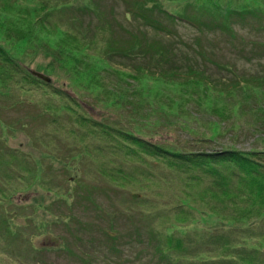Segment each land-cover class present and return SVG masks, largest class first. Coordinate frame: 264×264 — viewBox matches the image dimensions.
<instances>
[{
    "label": "rangeland",
    "instance_id": "obj_1",
    "mask_svg": "<svg viewBox=\"0 0 264 264\" xmlns=\"http://www.w3.org/2000/svg\"><path fill=\"white\" fill-rule=\"evenodd\" d=\"M66 2L70 4L61 8ZM2 3L11 4L10 9L35 30H26L29 36L23 41L11 33L9 36L1 33L0 46L7 49L12 58L26 68V72L35 71L51 78L52 88L65 93L70 101L66 110L59 111L65 127L53 132L54 127L47 121L50 117H44L40 110L50 92L28 88L17 92V97H11L9 102L0 97V222L3 224L0 226V264H194L197 260L205 264H232L230 261L252 264L245 260L243 251L236 256L206 254L207 251H214L215 247L207 248L204 254L199 255L200 258H195L198 254H194L198 252L195 235H213L214 232L223 235L220 229L230 233V236L225 235L234 247L230 250L238 252L240 247L249 252L259 250L264 253L263 227L261 233L242 234L239 239V236L235 238L236 233H231L232 227H223L214 217H202L193 220L185 229L192 234L189 240L192 246L183 250L191 254L186 258L191 260H185L174 256L178 252L167 251L148 233L151 221L140 218L138 211L150 212L146 211L150 201H143L142 204L138 198L130 204L133 211L136 210L130 216L135 214L136 218L128 216L123 201L134 202L130 197L133 195L129 193L138 189V185L130 182L122 189L118 185H110L106 179L92 180L89 171L94 164L89 156L94 152L95 142L88 136L85 143H81L82 133L79 131L85 128L75 122L78 121L76 115L79 110L96 122L118 125V118L112 113L115 109L110 101L106 102L99 94L80 86L81 79L75 76L78 73L73 65L67 63V71H51L52 57L47 53L48 46L52 51L63 46L67 40L71 42L63 33L76 32L75 27H78L79 37L75 44L87 56L75 53L77 56L73 58L78 61L77 66L86 63L84 72H88V76L92 73L88 63L95 54L90 51L89 39L103 44L119 41L132 56L125 58V65L129 67L136 65L135 54L146 49L149 56L156 55L154 59L162 64L198 65L212 78L218 79L222 75L224 79H229L232 70L241 76L255 74L264 70V0H0V5ZM202 5H216L222 10L209 8L212 14L202 13L207 15L204 18L198 12H204ZM244 6L254 8L255 15H242ZM165 10L182 17L179 20L187 18L194 24L178 21L173 28L162 23L163 27L155 30L156 23L161 20L156 16L164 14ZM8 22L7 25L16 24ZM7 25L0 18V28L10 27ZM172 35H175L174 39ZM138 43L141 47L133 46ZM157 48L160 50L157 51ZM204 49L207 60L200 57L199 52ZM53 55L56 56V53ZM67 57L61 55L63 59ZM108 73L113 75L111 71ZM103 78L101 81L106 80L105 76ZM120 83L128 88L123 78ZM126 83L134 84L132 81ZM159 87L151 95L154 102L155 96L168 97L167 90ZM12 100L15 102L12 103ZM199 113L204 117L203 112ZM259 114L260 111L254 109V116L243 115L240 121L224 120L227 128L238 129L236 146L239 150L246 152L251 148L247 131H243L244 136L240 131L246 129ZM201 117L198 121L186 119L189 129L198 130L201 127L198 131L205 135L203 145L193 148L194 152L214 153L209 151L217 150L218 143L229 144L227 137L211 139L212 132L200 124ZM152 119L154 124H162L164 134H173L170 137L159 134L162 137H156L155 141L165 140L167 142L162 144L169 149L187 152L184 149L187 141L181 139L184 143H178L174 139L181 136L188 138V134L173 132L172 119ZM232 120L238 122L234 125ZM140 140L148 141V137L144 135ZM103 160L99 158L96 164H102ZM148 165L155 175H167L165 169L155 164ZM139 184L140 194L149 195V198L151 194L155 195L156 187L150 181ZM254 209L258 210V207ZM174 210L168 209L166 219L172 218L168 219L164 228L175 224ZM252 219L248 218L245 222L251 223ZM239 225L245 229L249 224ZM6 237L13 242L12 245ZM260 260L264 262V258Z\"/></svg>",
    "mask_w": 264,
    "mask_h": 264
},
{
    "label": "trees",
    "instance_id": "obj_2",
    "mask_svg": "<svg viewBox=\"0 0 264 264\" xmlns=\"http://www.w3.org/2000/svg\"><path fill=\"white\" fill-rule=\"evenodd\" d=\"M69 4L70 2H66L62 4L61 8ZM10 5L5 3L0 5L7 6V8L0 7L1 22H5V25L9 23L8 21L16 24L0 28V34L9 36L11 33L23 41L22 39L29 36L26 30L35 29L29 22L23 21L16 14L17 12L11 10ZM201 7L204 12L201 10L198 12L204 18L207 15L202 13L212 14L209 8L222 10L216 5H202ZM161 14L156 16L161 20L156 23L155 30L163 27L162 23L174 28L178 21L188 22L191 25L194 22L184 17V20H179L182 17L166 10L164 14ZM241 14L255 15L254 8L250 9L244 6L241 9ZM21 24L24 26V31H22ZM75 30L76 32L65 31L63 33L71 39V42L67 40L68 42L63 46L56 48L57 50L52 49V51L48 46L47 53L52 57V67L49 69L51 71L60 69L62 72V70L67 71V63L73 65L78 73H75V76L81 79L80 86L88 92L99 94L106 102L110 101L115 109L112 113L118 118V125L109 126L94 121L92 117L80 113L78 110V115H76L78 121L75 122L85 128V130L79 131L82 133L81 143H85L88 136L95 142L94 152L89 156L94 164V168L89 171L91 179H106L110 185L112 183L122 189L126 185H130V182L136 183L138 189L131 193L128 192L133 195L130 197L134 202L123 201L128 209V216L135 213L136 210L133 211L134 208L130 204L135 203L138 198L142 200L140 202L142 204H144L143 201H150L146 210L150 212L137 210L140 218L151 221L148 233L159 243H162L167 251L178 252L174 256L182 257L185 260H191L186 259L191 254L183 250H186L187 246H192L189 243L192 234L186 232L185 229L195 219L214 217L221 222L223 227H232L231 233H236L235 238L239 236V239L242 238V234L261 233V227L264 230V70L246 76L236 74L232 70L229 79H224L222 75H219L217 79L208 75L207 71L201 70L198 65L183 67V64L175 62L162 64L159 60L154 59L156 55L149 56L146 49L135 54L134 63L136 65L129 67V65H125V58L132 56L121 47L119 41L103 44L89 39L90 51L95 54H92L91 63H88L92 69V73L88 76V72H84L86 63L77 66L78 61L74 59L77 56L75 53L85 54L83 50L79 51L80 46L75 44L79 37L78 27H75ZM174 38L175 35H172V39ZM133 46L141 47L139 43ZM193 46L195 47V45ZM159 50L160 48H157V51ZM204 51L205 49L199 52L200 57L207 60ZM53 53H56L58 57ZM61 55L68 57L63 59ZM97 66L100 67L97 68ZM109 71L113 75H110ZM31 72H26V68L19 65L7 49L0 46V97L9 102L17 92H23L28 88L50 92L40 110L44 117H50V120L47 121L54 127L53 132H57L60 128L65 127L62 114L59 111L66 110V104H69L70 99L66 97L65 93L53 89L51 82L49 84L43 82L33 76ZM103 76L106 77V80L101 81V79H105ZM122 78L128 86L127 89L120 83ZM129 81L134 84L128 85L126 82ZM158 87L167 90L168 97L155 96L156 101L154 102V97L151 95H154L155 89ZM55 99L63 101L64 104H56ZM254 109L260 111L258 118L246 129L240 131L242 135L243 131H247L248 142H252L249 151L244 152L236 146L239 139L238 132H236L238 129H229L223 122L230 119L240 121L243 115H253ZM200 111L205 114L204 117H201ZM152 117L160 120L172 119L173 132L188 134V138L181 136L174 139V142L178 143L187 141L184 148L187 150L186 153L181 150L169 149L162 144L167 142L165 140L155 141L156 137L160 136L159 134L165 135V137H170L173 134L169 136L164 134L163 130L161 131L162 124H154ZM200 117V124L212 132L211 139L227 137L229 144L218 143L217 150L209 151L214 153L205 154L202 150L194 152L193 148L203 145L202 140L205 135L198 131L201 127L198 130L189 129L186 119L192 118L198 121ZM232 122L235 125L238 121L232 120ZM144 130L146 133H143ZM144 135L148 137V141L140 140ZM181 139H184V142ZM259 146L260 149H258ZM99 158L104 159L102 164H96ZM148 164H155L160 169H165L167 175H155ZM176 173L177 176H172ZM144 181H150L154 184V188L156 187L155 195L151 194V198L149 195L139 193V183ZM80 190L84 192L83 188ZM105 192L107 191L105 190ZM255 206L258 207V210L254 209ZM95 207L97 208V206ZM163 207L164 209H162ZM168 209H176L174 210L176 211L175 217H173L175 224H169L164 228V224L172 218L166 219ZM130 217L136 218V215L133 214ZM248 218H253L251 223L245 222L248 221ZM241 223L249 225L242 229L239 225ZM0 226H3L2 222H0ZM220 230L223 235H216V232L213 235L211 233H205L203 236L195 235L196 251H198L194 252V254L198 253L195 258H200L199 255L204 254L207 248L215 247L214 251H207L206 254H214L216 257L223 253L236 256L243 251L245 253L243 257L248 262L252 264L264 263L260 260V258H264V253H260L259 250L249 252L248 249L238 247V252L232 251L234 247L225 236L226 234L230 236L229 231ZM5 239L12 245L11 241L14 240L12 236L11 241L7 237ZM230 262L235 264L234 261ZM194 264L205 263L204 261L198 263L197 260Z\"/></svg>",
    "mask_w": 264,
    "mask_h": 264
},
{
    "label": "water",
    "instance_id": "obj_3",
    "mask_svg": "<svg viewBox=\"0 0 264 264\" xmlns=\"http://www.w3.org/2000/svg\"><path fill=\"white\" fill-rule=\"evenodd\" d=\"M33 76H35L36 78L46 82V83H50L51 82V78H49L48 76L46 75H43L41 73H38V72H35V71H32L31 72Z\"/></svg>",
    "mask_w": 264,
    "mask_h": 264
}]
</instances>
